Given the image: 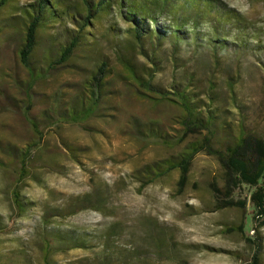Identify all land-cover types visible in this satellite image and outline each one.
I'll use <instances>...</instances> for the list:
<instances>
[{
	"label": "rangeland",
	"instance_id": "obj_1",
	"mask_svg": "<svg viewBox=\"0 0 264 264\" xmlns=\"http://www.w3.org/2000/svg\"><path fill=\"white\" fill-rule=\"evenodd\" d=\"M36 1L12 0L0 9V264H46V238L56 245L51 264L250 261L252 249L242 235L226 229L246 219L251 189L242 186L233 194L246 201L245 212L217 210L210 184L221 183L225 171L215 155H196L183 192L177 170L140 187L138 168L181 154L206 132L177 142L184 111L171 101L151 99L154 92L133 78L127 64L144 82L151 79L154 90L169 95L174 85L188 84L199 93V111L215 116L214 143H232L241 128L264 137V0H218L220 11L191 15L199 23L184 27L189 40L177 49L173 37L161 43L153 37L135 40L118 6L80 31L63 14L39 30L30 70L19 49L26 32L24 8ZM64 1V10L84 12L80 0ZM166 22L159 18L160 25ZM149 25L155 28L154 22ZM75 35L72 56L57 64ZM224 39V46L215 44ZM102 62L107 70L96 114L83 123L49 124L33 148L38 135L29 119L42 129L57 113L81 110L87 82ZM151 129L173 145L143 137ZM28 147L33 149L21 185L27 209L17 217L12 193L20 155ZM159 236L167 240L162 246Z\"/></svg>",
	"mask_w": 264,
	"mask_h": 264
},
{
	"label": "trees",
	"instance_id": "obj_2",
	"mask_svg": "<svg viewBox=\"0 0 264 264\" xmlns=\"http://www.w3.org/2000/svg\"><path fill=\"white\" fill-rule=\"evenodd\" d=\"M11 1L0 0V9ZM64 2V0H37L29 7L24 8L25 18L27 17L26 32L24 42L19 49V58L26 68L31 70V56L38 45V34L41 27L46 26L48 21L61 20L63 14L69 15L71 22L79 26L78 31H80L85 29L91 20L100 16L104 11H110L114 9V6H118L121 17L132 24V33L135 40L142 42L148 37H153L161 43L173 37L177 49L179 42L183 43V41L189 40L187 30L184 27L190 25L189 23L191 25H195L193 22L199 23L198 17L192 22L191 15H198L202 10L208 12L216 7L220 11L224 7L218 0H80L84 12L78 9L70 12L61 7ZM160 17L169 20L170 23L166 22L160 25L158 23ZM225 18L232 20L230 16ZM149 21L155 23V28H151ZM193 27L196 28V25ZM197 37V34H195V45L197 44ZM78 41L79 36L75 35L63 49L56 61L57 64H64L70 59L78 45ZM214 41L219 46L226 44L225 39L224 41L221 40V44L219 40ZM127 67L139 84L147 85L146 87L154 92L149 94L151 99L171 101L182 108L184 111L181 122L183 130L176 140L177 142L182 143L190 135L206 132L201 140L192 142L181 154L155 160L138 168L136 176L140 182V187L143 189L177 170L179 172L178 191L183 192L189 182L196 155L204 151L215 155L222 163L225 171L221 183L212 182L210 184L216 209L238 208L245 212L246 201L235 200L233 194L237 188L242 186H248L251 189V210L248 212L246 219L240 225L226 230L230 233L241 234L252 249V257L245 264H264V234L262 232L264 228V137L241 128L237 138L232 143L227 145L214 143L215 116L208 112V115L204 117V112L199 111L202 108L198 105L201 101L197 100L199 93L191 92L188 84H179L174 85L173 90L167 95L163 90H154L151 87V79L147 78V82H144L141 75L136 73L130 63L127 64ZM106 70L107 64L102 62L91 80L87 82V101L83 100L81 110L72 109L64 114L57 113L56 117L51 118L53 120L50 119L45 122L42 129H38L35 122L29 119L32 126L36 128L38 135V140L33 148L40 145L43 140V132L49 127V124L83 123L96 114L104 93L102 83L105 79ZM211 91H213L212 88ZM211 97L209 94L210 99H212ZM151 133L142 135L143 137L150 136L163 145L172 146L174 143L166 135L155 133L153 130ZM33 148H26L19 158L18 176L12 193L17 217L24 216L27 209V204L22 199L21 185L27 175L28 161ZM249 224L251 231H247ZM250 232L252 233L250 234ZM165 242H167L165 236L158 237L159 246L164 245ZM55 247V241L52 238L45 239L44 261L46 264H51L50 254Z\"/></svg>",
	"mask_w": 264,
	"mask_h": 264
}]
</instances>
